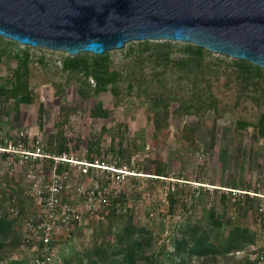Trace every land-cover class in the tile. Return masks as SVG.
Returning <instances> with one entry per match:
<instances>
[{
    "label": "trees",
    "instance_id": "obj_1",
    "mask_svg": "<svg viewBox=\"0 0 264 264\" xmlns=\"http://www.w3.org/2000/svg\"><path fill=\"white\" fill-rule=\"evenodd\" d=\"M20 46L19 42L0 36V68L5 62L9 63L7 73H0V109L11 111L18 109L22 104H32L35 88L33 66L40 64L46 70L51 68L44 57L34 58L31 53L33 46H26L22 53L19 52ZM120 50L125 55L124 66L117 64L112 51L103 54L83 52L77 55L62 52L60 70L68 75L67 83L72 80V75L77 77L75 83L79 96V101L74 107L63 108L66 109L67 116L83 103L97 98L93 102L91 115L99 119L109 118L111 111L105 107L100 99L101 95L111 93L117 99L125 98L120 91V83L127 80V87L136 91L139 100L145 96L148 98V101L142 103L149 105L153 113L151 120L156 130L161 131L168 125L172 112L198 116L202 112L214 110L216 102L212 92V80L217 78L221 69L226 68L230 69V74L241 86L242 92L253 95L254 100L264 104V68L249 61L214 53L194 43L169 40L132 41ZM146 68L155 69V73L147 76ZM170 71L177 79L174 89L168 86L164 88L165 84L161 82L162 77ZM155 82L158 84V90L163 87L159 92L152 89ZM173 102L178 103L174 110ZM67 116L59 122L61 127L57 133L49 135L46 142L33 139L32 143L22 130H12L9 135L5 134L2 127L0 140L4 143L5 139L10 138L15 144L23 143L33 151L40 149L58 156L67 154L77 160L98 162L100 165L117 169L125 167L134 174L126 175L122 186L135 176L142 180V169L137 163L139 160H135L137 153L146 146L143 135L139 137L141 141L138 145L126 141L125 124L118 123L113 130L105 127L100 138H110L109 145L103 147L100 139L91 141L86 154L80 157L85 159H80L73 154L70 138L65 135L64 124ZM235 126L240 129H249L252 126L257 135L264 139V111L257 122L238 118ZM78 147L76 145L75 149ZM110 156L115 159L113 162L109 159ZM45 163L46 169L49 170L51 161L47 160ZM20 169L24 175L19 183L17 173ZM28 169L29 164H21L18 157L10 156L6 152L0 153V264H37V260L45 261L47 257L44 232L39 228L47 219V215L43 206L38 203V197L29 187ZM65 171L70 176V187L61 193V198L72 206H80L85 202V198L76 192L77 177H80L78 168L63 163L59 172ZM114 174L117 173L107 168L92 166L81 179L88 184L91 180L107 184ZM149 174L151 176L148 178L160 180L165 176V166L156 160L155 171ZM247 188L243 189L233 183L231 189L236 191H224L222 199L225 201L227 194H234L240 197L236 201L237 204L235 203L236 206H241L245 211L253 210L256 200L260 198V190L252 185ZM120 190L119 186L114 187L109 195V203L97 214L83 211L72 216L68 224H62V213H57L52 221V238L47 245L50 249L49 264H193L195 260L199 261V264H220V257H235L257 242V234L248 227L235 225L224 231V225L229 226L231 220L224 219L212 210L207 218L215 227L213 233L208 231L205 234L201 225L192 223L190 217L179 233L173 236L171 245L163 243L157 248L154 232L147 227V223L137 217L136 209H120L119 204L123 203L127 196L126 191ZM203 190L205 188L201 186L198 192ZM181 194L182 191L175 193L174 185L168 187L167 200L171 211L179 203ZM44 195H47V192ZM140 195L138 194V200L142 197ZM108 205L112 208L110 212ZM256 212L260 214L259 205ZM78 237L88 238L81 241L80 245L72 244ZM66 246H70L68 253L63 251ZM239 259H235L234 264H243L245 261H250V264L264 263V255L256 261L249 260L247 256Z\"/></svg>",
    "mask_w": 264,
    "mask_h": 264
},
{
    "label": "rangeland",
    "instance_id": "obj_2",
    "mask_svg": "<svg viewBox=\"0 0 264 264\" xmlns=\"http://www.w3.org/2000/svg\"><path fill=\"white\" fill-rule=\"evenodd\" d=\"M26 46L29 45L21 44L19 52L22 53ZM62 52L36 47L31 50L34 58L44 57L51 68L46 70L40 64L33 66L35 88L32 104H22L11 111L0 109V127L5 134L9 135L12 130H22L33 143V139L46 142L49 135L57 133L61 127L59 122L67 116L66 109L63 108L74 107L79 101L75 83L77 77L72 75L68 84V75L60 70ZM112 52L117 64L124 66V53L121 50ZM8 64L5 62L1 65L2 75L7 73ZM145 70L148 71L147 76L155 73L153 68ZM233 77L230 69L226 68L221 69L217 78L212 80V92L216 102L214 110L202 112L198 116L172 112L168 125L161 131L156 130L151 120L153 113L149 105L142 103L148 101V98L145 96L139 100L136 91L127 87V80L120 83V91L125 98L117 99L111 93L101 95L100 99L111 111L109 118L99 119L91 115L93 102L97 100L94 98L69 114L64 124L65 135L70 138L73 154L79 158L86 154L91 141L100 139L103 147L108 146L110 138H100V134L103 129H115L118 123L125 124L126 141L129 143L135 142L139 145V137L144 136L146 146L137 153L135 160H139L137 163L142 169V180L135 176L126 181L124 186L119 184L120 191L127 193L119 207L136 209L137 217L154 232L157 248L163 243L171 245L173 236L179 233L190 217L192 223L201 225L205 234L208 231L213 233L215 227L207 218L212 210L224 219L231 220L229 226L224 225V231L239 225L248 227L257 234L256 244L235 257H220V264H234L243 256L256 261L264 255V219L260 221L262 215L256 212L258 205L264 207V139L257 135L252 126L249 129L235 126L238 118L257 122L264 111V104L254 100L253 95L242 92L241 86ZM176 80L175 74L170 71L162 77L161 82L165 84L164 88L168 86L172 89ZM161 82L158 81L159 84ZM156 85L158 86L156 82L152 85L153 90L159 92L163 89L159 87L158 90ZM172 107L173 110L176 109L178 103L173 102ZM76 145L79 146L77 149ZM109 159H112L111 162L115 160L111 156ZM156 160L165 166V176L160 180L148 178L151 176L149 172L155 171ZM123 169L126 170L125 167ZM22 172L20 169L17 173L19 183L23 179ZM126 173L134 174L128 170ZM233 183L243 189H248L249 185L259 188L261 197L256 200L253 210L245 211L241 206H236L240 197L234 194H227L225 201L222 199L224 191H236L231 189ZM171 185H174L175 193L183 192L179 195L180 201L173 211L170 210L167 200L168 187ZM201 186L205 190L198 192ZM138 194H142L140 200L137 199ZM108 206L110 212L112 208ZM213 236L214 234L212 239ZM87 238L78 237L71 243L80 245ZM63 248L64 253L70 251V246ZM249 262L245 261L243 264H250ZM193 264H199V261L195 260Z\"/></svg>",
    "mask_w": 264,
    "mask_h": 264
},
{
    "label": "water",
    "instance_id": "obj_3",
    "mask_svg": "<svg viewBox=\"0 0 264 264\" xmlns=\"http://www.w3.org/2000/svg\"><path fill=\"white\" fill-rule=\"evenodd\" d=\"M0 36L69 55L181 41L264 68V0H0Z\"/></svg>",
    "mask_w": 264,
    "mask_h": 264
},
{
    "label": "built area",
    "instance_id": "obj_4",
    "mask_svg": "<svg viewBox=\"0 0 264 264\" xmlns=\"http://www.w3.org/2000/svg\"><path fill=\"white\" fill-rule=\"evenodd\" d=\"M3 152L18 157L21 164H29L27 172V178L30 182L29 187L33 194L38 197V203L43 206L47 215V219L39 225V228L44 232V243L46 244L44 249L47 257L45 261L37 260V264L50 263V249L47 245L51 241L54 230L52 221L59 211L62 213V224H68L72 216H76L83 211L92 215L97 214L104 205L109 203V195L114 187L119 186L123 180L122 178L128 174L126 173L127 170L124 169L100 165L98 162L90 163L77 160L67 154L58 156L43 152L40 149L33 151L26 148L23 143L15 144L10 138L5 139L4 143L0 140V153ZM47 160L51 161L49 170L45 166ZM63 163H69L78 168L80 177H77L76 192L80 197L85 198V202L80 206H72L61 198V193L70 187L69 173L67 171L59 172V167ZM92 166L107 168L117 174H114L112 180L107 184H100L94 180H91L88 184L81 179V176L87 174ZM45 192H47V195H44ZM258 197H261V195H258ZM260 214L262 215L259 218L261 221L264 219V207L260 206Z\"/></svg>",
    "mask_w": 264,
    "mask_h": 264
}]
</instances>
